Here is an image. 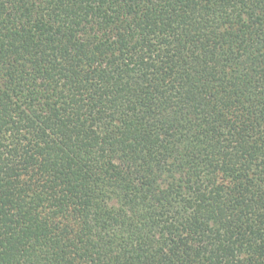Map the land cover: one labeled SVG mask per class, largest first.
<instances>
[{"label":"trees","instance_id":"16d2710c","mask_svg":"<svg viewBox=\"0 0 264 264\" xmlns=\"http://www.w3.org/2000/svg\"><path fill=\"white\" fill-rule=\"evenodd\" d=\"M0 264H264V0H0Z\"/></svg>","mask_w":264,"mask_h":264}]
</instances>
